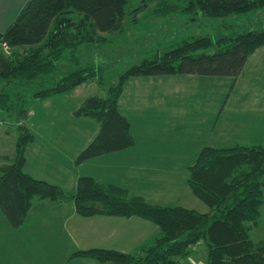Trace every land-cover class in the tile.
Segmentation results:
<instances>
[{
	"label": "trees",
	"instance_id": "obj_1",
	"mask_svg": "<svg viewBox=\"0 0 264 264\" xmlns=\"http://www.w3.org/2000/svg\"><path fill=\"white\" fill-rule=\"evenodd\" d=\"M26 0L8 27L0 31V80L20 85L39 83L32 101L70 92L85 81L106 89L104 96L90 95L74 110L95 119L99 128L77 154L75 162L118 151L133 144L128 119L118 102L130 77L170 74L236 76L247 57L264 44V24L219 33L184 37L166 50L143 56L120 72L109 62H91L58 78V62L66 51L79 61L83 44L99 45L106 34L125 32L124 21L136 23L139 14L158 18L171 14L226 17L264 8V0ZM8 48V51H5ZM214 47L213 50L207 49ZM0 112L16 122L13 153L0 167V208L9 222L19 226L34 198L73 201L82 216L95 214L140 216L158 226L153 239L135 253L89 248L73 255L92 257L102 264H181L202 241L205 264H264V236L251 238L264 203V144L236 143L203 146L188 166L187 182L208 205L199 211L181 205L152 203L126 187L80 175L72 190L35 178L23 169L25 147L33 134L22 122L28 107L0 89Z\"/></svg>",
	"mask_w": 264,
	"mask_h": 264
},
{
	"label": "crops",
	"instance_id": "obj_2",
	"mask_svg": "<svg viewBox=\"0 0 264 264\" xmlns=\"http://www.w3.org/2000/svg\"><path fill=\"white\" fill-rule=\"evenodd\" d=\"M25 2L0 0V27H7ZM251 54L245 64L253 70L256 57ZM242 70L239 73L243 74ZM175 75L180 74L130 77L124 84L118 108L130 123L133 144L79 163L75 162L78 152L94 137L99 124L91 117L76 115L74 110L90 96L86 94V89L90 91L89 88H93L90 84L98 83L85 81L68 93L32 101L23 119L33 134V139L25 147L24 171L66 190L74 189L80 175H92L101 182L126 187L130 194L141 195L152 203L208 211L209 208L205 209L203 203L191 196H185V202L181 198V190L188 189V166L193 164L197 153L205 145L225 146L230 144L224 143H240L242 140L237 135L239 133H234L224 139L221 137L222 140L215 144H208L206 140L199 144L192 140L187 142L184 134L176 139L182 144L164 149L162 139L156 137L161 132H156V128L167 127V121L172 120L171 114L172 117L177 114L178 117L188 118L186 113L190 110L187 105L178 106L176 110L165 107L173 104L175 99L187 98L181 94L185 93L184 85H181L183 81L180 83L179 79H173ZM255 92L264 91L258 89ZM103 93L106 94L105 88ZM137 113L140 115L135 116L136 122L141 123L140 131L143 133L139 137L131 131V115ZM0 117L3 118L2 112ZM247 118L242 117L241 123ZM4 121L0 124V167L9 162L17 134L15 120ZM248 128L251 130L250 138L246 136L245 139L249 144L264 141V127L262 131L259 125ZM199 132L200 129L197 130ZM178 174L182 183L177 179ZM158 231L157 224L140 216H82L76 212L73 201L34 198L17 227L9 222L0 208V264H99L95 258L73 253L89 248L135 253ZM198 245L192 254L181 260V264H205L207 247L204 260H197Z\"/></svg>",
	"mask_w": 264,
	"mask_h": 264
},
{
	"label": "rangeland",
	"instance_id": "obj_3",
	"mask_svg": "<svg viewBox=\"0 0 264 264\" xmlns=\"http://www.w3.org/2000/svg\"><path fill=\"white\" fill-rule=\"evenodd\" d=\"M138 1L129 0L126 8L130 9ZM263 24L264 8L244 15L226 17L198 15L195 18H190L184 14H171L158 18H145L140 13L136 23H130L129 19L124 21L125 32L118 35L106 34L110 39L108 42L101 43L100 46L83 44L80 48L78 62H72L69 59V52L66 51L58 62L55 77L58 78L73 68L91 62H109L113 65L115 72H120L143 56L166 50L184 37L209 34L215 39L219 33H228L248 27L260 28ZM7 27L0 28L3 31ZM213 49L214 47H211L207 51ZM5 51H8V48L5 47ZM254 54L256 57L255 68L253 70L247 68L248 64L246 63L242 70L243 74L239 73L236 76L193 73L173 77V79H179L180 83L183 81L181 85H184L185 93L181 94H185L188 99H175L173 104L165 105V107L169 110H176L178 106L187 105L190 106V110H188L189 113H186L188 118H182L181 115L178 117L177 114L172 117L171 114L172 120L171 122L167 121V127L156 128V132H161L156 137L162 139L164 149L169 150L171 146L178 145V143L179 145L182 144L177 142L176 139L182 138L184 134L187 142L192 140L201 144L206 140L208 144H215L217 141L222 140L221 137L224 139V137L239 133L237 135L241 136L242 140L240 143L249 144L245 139L246 136L250 138L251 130L248 127L255 128L259 125V130H263L264 92L255 91L258 89L264 91V44L257 47ZM90 85L93 88H89L90 91L86 89V94H105L103 93L104 88L98 84L91 83ZM38 87L39 83L20 85L0 80V89L11 93L15 101L26 107L32 103V93ZM259 106L261 108H258ZM22 115L21 122L23 124V119L27 116V113ZM137 115L140 114L131 115L133 116L131 131L136 137H139L143 133L140 131L141 123L136 122L135 116ZM246 116H248L247 121L241 123L242 117ZM4 118L9 119L8 116L3 114L2 119ZM174 127L178 128L174 129ZM209 127H212L210 131L208 130ZM198 129H200L199 133H197ZM256 142L254 141L255 144ZM260 143L264 144V141H260ZM224 144H230L225 146H231L236 142ZM172 178L175 180V177ZM177 179L179 183H182L179 174ZM187 188V191L182 189L180 193L183 202H185V196L188 195L203 203L205 209H207L208 205L194 194L189 184ZM250 235L253 240H258L264 236V203L261 205L259 223L251 230ZM205 249L206 244L202 241L198 245L197 260H204ZM99 264L102 263L99 262Z\"/></svg>",
	"mask_w": 264,
	"mask_h": 264
},
{
	"label": "built area",
	"instance_id": "obj_4",
	"mask_svg": "<svg viewBox=\"0 0 264 264\" xmlns=\"http://www.w3.org/2000/svg\"><path fill=\"white\" fill-rule=\"evenodd\" d=\"M5 47H6V45H5ZM4 122H5L4 119H2V118L0 117V124H2V123L4 124Z\"/></svg>",
	"mask_w": 264,
	"mask_h": 264
}]
</instances>
